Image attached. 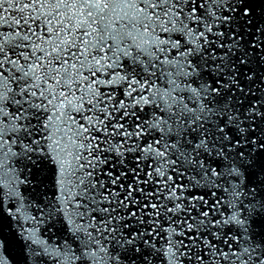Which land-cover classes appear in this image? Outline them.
Wrapping results in <instances>:
<instances>
[{"label":"snow or ice","instance_id":"snow-or-ice-1","mask_svg":"<svg viewBox=\"0 0 264 264\" xmlns=\"http://www.w3.org/2000/svg\"><path fill=\"white\" fill-rule=\"evenodd\" d=\"M0 264H264V0H0Z\"/></svg>","mask_w":264,"mask_h":264}]
</instances>
